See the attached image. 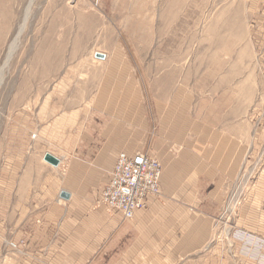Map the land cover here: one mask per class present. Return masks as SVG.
Instances as JSON below:
<instances>
[{"label":"crops","instance_id":"obj_1","mask_svg":"<svg viewBox=\"0 0 264 264\" xmlns=\"http://www.w3.org/2000/svg\"><path fill=\"white\" fill-rule=\"evenodd\" d=\"M95 65L103 73L94 89L83 82L85 112L72 113L81 133L72 151L54 155L58 167L44 160L41 122L36 139L22 121L8 137L0 264H264V155L252 164L264 146V109H193L191 89L148 91L125 58ZM92 109L96 131L82 135ZM143 152L162 165L161 196L127 221L100 205L101 190L121 153Z\"/></svg>","mask_w":264,"mask_h":264},{"label":"rangeland","instance_id":"obj_2","mask_svg":"<svg viewBox=\"0 0 264 264\" xmlns=\"http://www.w3.org/2000/svg\"><path fill=\"white\" fill-rule=\"evenodd\" d=\"M29 4L0 0V166L17 121L32 140L44 125L49 154L72 151V113L85 112L80 90L95 88L104 59L130 61L148 91L191 89L193 109H264V0H36L7 62ZM90 121L82 135L96 131L95 109Z\"/></svg>","mask_w":264,"mask_h":264},{"label":"built area","instance_id":"obj_3","mask_svg":"<svg viewBox=\"0 0 264 264\" xmlns=\"http://www.w3.org/2000/svg\"><path fill=\"white\" fill-rule=\"evenodd\" d=\"M160 176L161 166L148 155L127 157L122 154L111 182L101 193V204L107 210H118L126 219H131L136 210L145 207L149 197L161 196Z\"/></svg>","mask_w":264,"mask_h":264},{"label":"bare ground","instance_id":"obj_4","mask_svg":"<svg viewBox=\"0 0 264 264\" xmlns=\"http://www.w3.org/2000/svg\"><path fill=\"white\" fill-rule=\"evenodd\" d=\"M36 0H30V4H29V6H28V9H27V12H26V17H25V20H24V22H23V24H22V26H21V29H20V31H19V34L17 35V38L15 39V41H14V43L11 45V47H10V51H9V54H8V57H7V62H9L10 61V59H11V54L14 52V50L16 49V47H17V44L19 43V39H20V37H21V35H22V33L24 32V30H25V26H26V23H27V20H28V18H29V15H30V10H31V7H32V5L34 4V2H35ZM6 65V64H5ZM1 78L3 79V72H2V70H1V72H0V83H1ZM47 154H49V153H47ZM122 154H124V155H126L127 157H129L127 154H125V153H121L120 155H122ZM140 154H146V155H148L149 157H151L153 160H156L158 163H159V165L161 166V174H162V165H161V163H160V161L158 160V159H156L154 156H152V155H150L149 153H147V152H143V153H140ZM140 154H138V155H140ZM50 155H52V154H50ZM53 157H55L54 155H52ZM137 156V155H136ZM120 157V156H119ZM45 158V157H44ZM56 158V157H55ZM58 159V158H57ZM119 159V158H118ZM59 160V159H58ZM59 161H61V160H59ZM46 162V161H45ZM117 162H118V160H117ZM117 162H116V165H117ZM116 165H115V167H116ZM115 167H114V170H115ZM114 170H113V172H114ZM113 172H112V174H111V178H110V180H109V182L108 183H106V185L102 188V190H101V193L103 192V189L111 182V180H112V175H113ZM160 186H161V176H160ZM151 198H153V197H149L147 200H146V202H145V207L144 208H142V209H138V210H136L135 212H134V214H133V217L131 218V219H133L134 218V215L136 214V212H138V211H140V210H143V209H145V208H147V205H148V201H149V199H151ZM100 205L101 206H103L102 204H101V199H100ZM106 209V208H105ZM107 210V209H106ZM107 211H109V212H117V213H121V214H123L122 212H120V211H118V210H113V211H110V210H107ZM227 213H230V209L228 208V212ZM228 215V214H227ZM124 216V215H123ZM125 217V216H124ZM126 219V218H125ZM130 219V220H131Z\"/></svg>","mask_w":264,"mask_h":264},{"label":"water","instance_id":"obj_5","mask_svg":"<svg viewBox=\"0 0 264 264\" xmlns=\"http://www.w3.org/2000/svg\"><path fill=\"white\" fill-rule=\"evenodd\" d=\"M99 57L103 58L104 56L103 55H99ZM44 160L47 163H49L50 165H52L53 167H58L59 164H60V161L57 158H55L52 155H50V154H46ZM62 196L63 197H67V195H65V194H63Z\"/></svg>","mask_w":264,"mask_h":264}]
</instances>
